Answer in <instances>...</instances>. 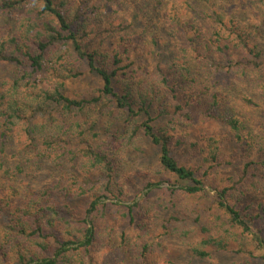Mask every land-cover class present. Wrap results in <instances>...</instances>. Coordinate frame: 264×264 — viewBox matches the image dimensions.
Segmentation results:
<instances>
[{"label": "trees", "instance_id": "1", "mask_svg": "<svg viewBox=\"0 0 264 264\" xmlns=\"http://www.w3.org/2000/svg\"><path fill=\"white\" fill-rule=\"evenodd\" d=\"M0 17V64L13 68L0 79V264H94L104 239L107 264L118 245L121 264H144L178 218L157 228L124 204L136 237L105 218L126 200L120 151L146 142L157 169L185 181L166 187L171 195L212 192L196 219L209 212L214 225L189 243L188 262L214 252L241 256L232 264L264 260V203L232 202L264 188V0H0ZM86 73L99 79L93 94H67ZM196 117L228 131L203 137L201 165L174 152L175 132ZM226 142L242 159L240 182L217 186ZM72 197L85 198L80 213Z\"/></svg>", "mask_w": 264, "mask_h": 264}, {"label": "rangeland", "instance_id": "2", "mask_svg": "<svg viewBox=\"0 0 264 264\" xmlns=\"http://www.w3.org/2000/svg\"><path fill=\"white\" fill-rule=\"evenodd\" d=\"M2 21L3 20L0 17V27L2 26ZM4 23L10 25L9 19H4ZM1 31L5 33L3 28H0V32ZM176 43L177 42H175L174 45H176ZM11 69H13L11 66L0 64V79L9 77ZM99 86V79L91 73H86L81 78L68 80L66 84H64L65 92L70 96L91 95ZM247 110L248 108H245L243 113ZM195 119L193 120V124L185 125V131L183 130V127H180L175 132V137L179 138L180 143L178 146L176 145L174 147V152L181 161H184L187 164L201 165L199 149H201L204 139L203 137L213 134L219 135L221 132L227 134L228 131L225 127L214 122L202 118ZM99 125L103 132L101 138L102 140H106V134L103 129V119L102 123ZM175 137L173 143H175ZM101 138L99 137L100 140H97L98 143L99 141H102ZM91 143L95 144L96 142L92 141ZM234 148L232 142H226L223 146L226 156H235L234 153L236 150ZM155 153V148L151 147L147 142L142 145L141 150L139 151H136L135 147L120 151L121 155L117 159H121V162L118 163L121 166L123 180L125 182L124 189L126 200L123 201L124 203H121V205H109L106 209L107 217L105 218V221L113 227L115 232H119L122 228H126L127 236L136 237L138 233V226L135 225L136 223L128 229L126 220L121 217L123 208H125L124 204L134 205L133 212L139 214L144 220L152 221L157 225V228L163 218H168L171 215L178 218L177 221H173L172 223V233L163 236L160 239L159 246L150 251L144 264H232L239 261L241 256L229 252H214L208 258L195 259L188 262L187 247L189 243L200 241V239H202L201 237H204L207 234L202 227L210 228L214 225L210 222L211 220L215 222L214 216H209V212H207L208 217L203 215L201 219H196L197 211L200 212V208H205L207 201H211L212 192L206 193L203 196L190 195L185 197V194L183 193L171 195L170 191H166L165 188L170 184L178 187L180 184H185V181H176L175 178L158 170V167H156ZM256 154V151L253 150L250 157L255 158ZM242 164V159L236 157L229 158L228 165H224L215 170L213 175V177H215L214 183L217 186H228L230 184L229 180L232 179L239 184L240 179L237 178L239 170L242 168ZM259 169L263 168H260L259 165L258 170ZM258 170H252L251 172L254 173L255 171L256 173H259L260 170ZM92 179L96 180L97 176H93ZM250 180L256 181V177H252ZM147 181H159L161 184L149 191L144 189ZM246 184L247 183H244L243 185ZM238 197V194H233L232 202H237V205H241V208L250 205L252 208L257 209L259 203H264V188L256 189L254 187H249V190L241 195L240 200ZM115 201V199L110 198L108 202ZM69 202L78 210V213H80L82 210L81 208L85 203V198L72 197ZM151 230L154 231L153 229ZM185 231L189 232L188 239L180 237V233ZM213 231L214 230L212 229L210 233H213ZM132 237L130 240L133 239ZM261 237L264 239V227L262 229ZM103 244V246L98 244L92 248L94 264H105L106 256H110L108 251L113 250L110 245H107V239H104ZM231 244L237 248L235 242H231ZM116 247V252L111 256V260H108L110 264H121L118 255L123 253L125 247L119 245ZM252 253L259 256L261 255L262 250L254 249ZM250 263L255 264L256 262L251 261ZM257 264H264V260L260 259Z\"/></svg>", "mask_w": 264, "mask_h": 264}]
</instances>
